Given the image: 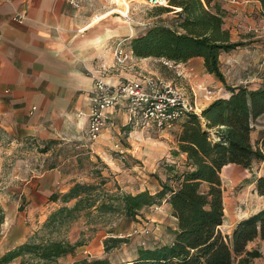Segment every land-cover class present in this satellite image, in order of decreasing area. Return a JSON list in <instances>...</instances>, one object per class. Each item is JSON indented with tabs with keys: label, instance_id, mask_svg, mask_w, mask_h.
I'll return each mask as SVG.
<instances>
[{
	"label": "trees",
	"instance_id": "trees-1",
	"mask_svg": "<svg viewBox=\"0 0 264 264\" xmlns=\"http://www.w3.org/2000/svg\"><path fill=\"white\" fill-rule=\"evenodd\" d=\"M258 1L264 15V0ZM153 8L156 14L171 12L172 24L157 23L131 37L128 45L133 55L175 63L200 57L205 71L223 82L228 95L212 100L199 113L187 111L178 122L176 152L184 158L166 167V177L160 179L154 191L123 190L98 155L92 160L89 149L74 150L75 160L69 165L82 169L85 159L89 179L72 177L64 192L52 191L48 199L57 206L38 231L0 255V264L16 258H21V264H55L83 245L82 240L71 242L63 234L81 216L88 224L113 215L135 219L144 208L163 201L170 205L175 218L169 242L140 246L131 260L82 257L72 264H252L261 255L259 250L246 246L256 237L264 239V207L240 219L230 234H223L219 226L224 219L222 167L237 164L251 169L254 162L264 160V130L254 142L251 139L255 120L264 114V82L256 87L225 83L220 56L239 42L231 41L228 29L223 27L225 11L217 0H168L165 6ZM56 143L54 139L43 141L40 151L46 152ZM57 165L60 163L50 162L47 169ZM103 169L113 179L114 187L107 186L110 179ZM251 181L258 195L264 196V174ZM125 239L118 235L106 237L104 251Z\"/></svg>",
	"mask_w": 264,
	"mask_h": 264
},
{
	"label": "crops",
	"instance_id": "crops-1",
	"mask_svg": "<svg viewBox=\"0 0 264 264\" xmlns=\"http://www.w3.org/2000/svg\"><path fill=\"white\" fill-rule=\"evenodd\" d=\"M217 1L226 11L231 9L237 12L234 19L228 17L230 23H224V28L228 29L232 38L246 19L241 17L242 12L249 11L250 8L262 9L261 4L255 1L243 5L231 3L230 0ZM83 4L75 6L68 0H0V140L3 141L2 137H6L7 143L18 145L29 138L35 140L38 146L51 139L73 145L77 142L74 145L76 150L83 145L92 154L98 155L109 169L117 173L116 179L121 188L130 192L133 186L126 185L123 181L126 176L122 175L135 168L130 157L140 159L135 153V128H140L146 134H156L148 135V138L157 143L155 147L159 149V153L167 152L166 137L171 135L143 125L138 113L131 114L128 103L124 101L107 111L106 127L94 141L88 142L87 113L93 90L91 73L103 72L105 79L111 83L139 75H157L170 81L175 76L169 77L168 72L169 76H166L165 69L170 71L171 67L176 68L180 63H189L193 59L202 63V60L200 57H193L185 62L175 63L154 57L133 56L126 66L118 67L113 61V46L116 40L129 34L130 26L126 25L128 22L120 16H112L108 12L110 6H106L107 10L103 15H90L96 10L95 1L93 7ZM21 12L25 13L24 19L21 22L13 21L12 16ZM95 16L99 18L94 19ZM116 18H121L126 24H121ZM225 20L224 18V22ZM232 38L231 41L234 42L235 39ZM128 43L129 41L127 46ZM220 62H223L221 56ZM261 67L256 70L245 66L243 62L233 61L225 64L224 69L221 66V71L225 81L231 76L238 78L239 83L232 82L233 86L243 84L256 87L264 82V65ZM209 102H205L202 107ZM254 126L256 129L252 135L259 133L260 129L264 130V114L255 120ZM179 127L177 124L172 128L175 134ZM30 143L29 141L28 144ZM118 143L122 155H119L115 147ZM173 144L169 148L176 150V142ZM172 153L173 159L179 157V161H182L184 158V155L178 153L174 156L173 150ZM161 155L153 154L159 159ZM65 161L70 162L65 158L60 165L45 169L41 174H33L27 182L36 178L38 188L43 192L49 191L50 185L59 188L56 184L62 182L64 185L59 189L65 191L70 182L68 179L72 178H65L61 173L60 168ZM258 165V175L264 174V160ZM151 167L152 165L143 168L154 173L156 167ZM238 169L245 170L237 164L222 167L225 172ZM53 186L51 191L55 188ZM144 189L146 188L137 191ZM162 206L171 214L170 205L166 201L162 202ZM171 217L175 228V218Z\"/></svg>",
	"mask_w": 264,
	"mask_h": 264
},
{
	"label": "rangeland",
	"instance_id": "rangeland-1",
	"mask_svg": "<svg viewBox=\"0 0 264 264\" xmlns=\"http://www.w3.org/2000/svg\"><path fill=\"white\" fill-rule=\"evenodd\" d=\"M85 1L81 0L80 3L81 5L84 3L83 5L88 7H93L95 1L96 10L90 15L95 13L103 15L107 10L106 6H110L108 0ZM115 1L118 3L120 11L124 12V9L121 8L122 6L120 7L119 0ZM240 4L246 3H238L237 5ZM130 6L131 19L129 23L122 22L121 18L116 19L121 24L130 26L128 33H132V37L144 32L148 27L157 23L172 24L173 14L171 12L156 14L154 8L146 7L138 0L131 1ZM124 8L126 9L125 5ZM261 10L250 8L249 11L241 13V17L243 19L246 18L242 22L243 26L237 28L233 38L230 36L233 40L235 39L234 42H239V45L231 51L221 54L223 62H220V67L222 66L224 69L225 64L236 61L243 62L245 66L254 67L256 70H259V67L262 68L261 66L264 65V15H262ZM224 11V18L226 20L224 22L223 18V27L224 23L228 24V22H231L228 17L234 19L237 14V12L235 13L231 9L228 11L224 9ZM112 16L119 15L112 14ZM165 72L166 76H169V74V77L175 76L170 81L181 88L186 101L190 106L195 108L197 113L205 107H202L205 102L224 97L226 96L225 93H228L223 82L219 81L212 74L207 73L203 64L197 61V59L190 60L189 63H180L176 68L171 67L170 71L165 69ZM237 79L236 76H231L226 78L225 83L227 85H231L232 82L239 83ZM256 122L258 123L259 121ZM175 125L163 130L171 135L170 137L168 134V137H166L168 150L165 153H159V149L155 147L157 143L148 138V135L154 136L156 134H146L145 131L141 132L140 128H135L136 134L134 139L137 146L135 153L140 159L130 157V162L132 165H135V168L130 172L126 171L122 175L126 176L123 178L126 185L133 186L130 192H136L137 189L139 190L143 187L154 191L160 179L166 177V167L170 164H177V162L179 164V157L177 159L172 158V150L175 153L174 156L177 154L176 150L169 148L175 142V133L172 129ZM254 129H256L255 126ZM260 133L261 129L259 133L251 134L253 142L259 137ZM86 138L88 142H92L88 139L87 135ZM2 139L3 141L0 140V255L4 251L27 240L34 232L38 231L47 214L57 206V204L52 203L48 199L49 194L52 191L64 192L59 189L64 185L62 182L56 184L59 188L55 187V185H50V190L43 192L38 188L36 178H33V181L29 183L27 179L33 174H41L42 171L47 169L50 162L60 163L65 158H68L69 161H74L75 157L73 153L76 150L74 145L77 144L74 141H72V143L74 142L73 145L69 144L70 142L57 140L58 143L53 145L48 144L50 145L49 149L46 152H41L40 148H42L43 142L41 146H38L35 140L32 141L28 138L24 139L22 144L15 145L7 143L6 137H2ZM29 141L32 144H28ZM82 146H79L78 150L86 148ZM154 153L162 154V157L159 159V157L153 156ZM90 155L91 159L95 160L94 154L90 152ZM116 157H119V155ZM126 160H129V158ZM171 160H174V162ZM258 163L254 162L251 169L228 170V172L221 170L224 219L219 229L223 234H230L232 228L240 219L264 207V197L258 195L255 190V184L251 181L259 173L260 166ZM149 165H152L153 168L154 166L156 167V169L154 168V173L144 169ZM86 166L85 159L84 168L82 169H78L76 165L70 166L65 161L60 170L65 178L66 176H72L80 180H88ZM97 166L101 167L99 163H97ZM109 170L114 175V181L117 182V173L111 169ZM120 173L122 174V171ZM103 174L109 176L110 180L107 182V186L114 187L113 179H111L107 170L103 169ZM68 181H71V179H68ZM117 184L121 186L118 182ZM52 186L55 188L51 191ZM173 227L174 222L171 214L162 206V202L144 208L135 219H125L119 215H113L101 221L88 224L86 223L85 216H81L72 222L63 231V234L71 242L78 239L82 240L83 245L77 247L73 254L60 257L55 264H72L74 260L82 257H108L113 262L131 260L135 257L137 248L140 246H153L169 242L172 239L171 230ZM111 229L113 231H110ZM145 229L148 230V233L143 231ZM134 230H137V232L135 233ZM110 235L123 236L126 238V241L105 252L103 240ZM246 247L247 249H257L261 252L259 257L253 259L252 264H264V239L256 237L249 241ZM20 260L21 258H16L9 264H21Z\"/></svg>",
	"mask_w": 264,
	"mask_h": 264
},
{
	"label": "built area",
	"instance_id": "built-area-1",
	"mask_svg": "<svg viewBox=\"0 0 264 264\" xmlns=\"http://www.w3.org/2000/svg\"><path fill=\"white\" fill-rule=\"evenodd\" d=\"M71 4L78 6L80 0H68ZM128 0L125 12L118 10L115 0H108L111 14H118L129 23L130 3ZM146 7L153 8L165 6L168 0H138ZM258 0H230L231 3H251ZM25 13L21 12L12 16L13 21L21 22ZM132 33L122 36L115 41L113 46V61L118 67L126 66L133 58V52L127 46ZM2 42V31L0 29V45ZM93 78V90L90 95V106L87 113L86 135L89 140L94 141L106 127V113L121 102L126 101L130 113L137 112L143 125L152 126L161 131L178 123L187 111H195L189 105L184 94L178 86L172 84L157 75H139L136 78L125 79L117 83H111L105 79L103 72L91 73ZM115 147L121 154L118 144ZM140 231V230H138ZM148 233V230H143ZM136 233L137 230H134Z\"/></svg>",
	"mask_w": 264,
	"mask_h": 264
},
{
	"label": "bare ground",
	"instance_id": "bare-ground-1",
	"mask_svg": "<svg viewBox=\"0 0 264 264\" xmlns=\"http://www.w3.org/2000/svg\"><path fill=\"white\" fill-rule=\"evenodd\" d=\"M119 3H120V7L122 8V9H124V12L126 11V9L124 8V5H125V7L127 8V5H128V0H119ZM118 4V3H117ZM118 10H120L119 8H118ZM122 12V11H121ZM96 18H94V19H98L99 18V16H95Z\"/></svg>",
	"mask_w": 264,
	"mask_h": 264
}]
</instances>
